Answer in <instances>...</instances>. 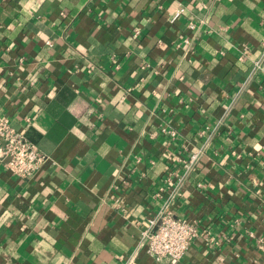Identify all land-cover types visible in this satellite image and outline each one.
Masks as SVG:
<instances>
[{
	"label": "crops",
	"instance_id": "0c3cea01",
	"mask_svg": "<svg viewBox=\"0 0 264 264\" xmlns=\"http://www.w3.org/2000/svg\"><path fill=\"white\" fill-rule=\"evenodd\" d=\"M262 53L264 0H0V117L50 156L0 141V264H171L130 259L163 209L200 229L176 264H264Z\"/></svg>",
	"mask_w": 264,
	"mask_h": 264
},
{
	"label": "built area",
	"instance_id": "2783aa9c",
	"mask_svg": "<svg viewBox=\"0 0 264 264\" xmlns=\"http://www.w3.org/2000/svg\"><path fill=\"white\" fill-rule=\"evenodd\" d=\"M182 11L183 8L178 7L173 12L170 21L174 22L182 14ZM183 41L189 44L190 38H184ZM46 42L51 44V41ZM262 62H264V53L254 61L253 71L259 69ZM161 131L169 134L172 138L177 135L174 129L162 127ZM212 132L214 131L208 126L200 129L199 135L206 137L204 143L190 151L187 158L182 160L180 172L169 171L165 175L166 181L171 180V175H174L176 180L168 200H173L179 195L180 186L204 154ZM0 141L3 156L6 159V167L20 179L30 176L50 160L49 155L43 153L24 133L16 130L5 117H0ZM163 188L161 187L160 190ZM199 234L200 229L196 220L183 219L174 216L170 210L163 209L157 218L151 219L149 225L140 231L136 249L131 253L130 259L137 254L138 250L142 249L156 261L164 259L171 264H176Z\"/></svg>",
	"mask_w": 264,
	"mask_h": 264
}]
</instances>
